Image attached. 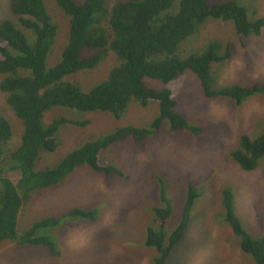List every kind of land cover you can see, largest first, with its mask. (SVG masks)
I'll return each mask as SVG.
<instances>
[{"label": "trees", "instance_id": "trees-1", "mask_svg": "<svg viewBox=\"0 0 264 264\" xmlns=\"http://www.w3.org/2000/svg\"><path fill=\"white\" fill-rule=\"evenodd\" d=\"M54 1L67 18V32L51 64L48 57L54 48L58 24L49 12L47 0H7L6 15L0 14V92L22 126L18 145L7 148L13 127L0 114V174L4 171L1 165L4 160H8L9 168L20 172L16 183L0 176V246L13 241L41 245L57 257L60 255L58 244L52 243L49 239L52 234L44 228L57 226L62 217L41 218L22 236L16 233L17 216L31 191L58 184L82 165L106 177L112 172L120 173L113 165L98 163L102 151L125 138L140 142L164 120L171 129L198 133L200 127L190 124L176 110L178 98L172 97L166 87H153V80L167 84L177 75L191 71L198 77L206 96L229 98L235 106L264 93V83L216 86V72L212 78V71L223 66L238 46L246 47L250 36L260 33L264 16L251 17L247 8L236 0H176L175 6L174 0ZM209 19L232 21L237 41L227 42L225 48L219 42H211L201 52L182 54L180 43ZM110 52L114 54L115 64L105 79L90 88L65 78L97 67ZM131 101L144 106L154 102L158 107L157 117L147 127L117 126L105 136L70 150L52 168L34 170L40 151L56 150L62 126L88 124V119H80L78 113L109 112L118 119ZM53 107L62 108L64 113L45 122L46 112ZM230 156L244 171L259 168L264 159V129L255 137L241 135ZM159 187L160 200L165 205L155 206V219L160 220L148 227L143 242L154 251L152 264H169L189 225L187 215L199 188H189L187 202L180 207L182 218L170 229L167 218L172 203L165 197L162 181ZM228 188L221 189L223 220L238 239L241 251L255 264H264V239L244 228L236 211L235 193ZM67 213L90 221L97 219L95 208H72ZM40 233L45 236L36 235Z\"/></svg>", "mask_w": 264, "mask_h": 264}, {"label": "rangeland", "instance_id": "rangeland-1", "mask_svg": "<svg viewBox=\"0 0 264 264\" xmlns=\"http://www.w3.org/2000/svg\"><path fill=\"white\" fill-rule=\"evenodd\" d=\"M236 1L247 8L251 17L264 16V0ZM6 3L7 0H0V14L4 16ZM47 5L58 24L54 48L48 57L51 64L66 39L67 18L54 0H47ZM236 41L232 21L209 19L180 43L179 51L188 56L195 50L201 52L211 42H219L225 48L227 42ZM115 62L110 52L97 67L65 78L90 88L106 78ZM214 72L218 76L216 86L264 83V27L258 35L250 36L246 47L238 46L223 66L216 67L212 78ZM151 84L158 89H170L172 97L179 100L176 110L190 124L200 127L199 132L171 129L164 120L140 142L125 138L102 151L98 163L113 165L120 173L112 172L106 177L82 165L58 184L32 190L17 216L16 233L22 236L41 218L62 217L57 226L44 228L54 236L49 239L58 244L60 255H51L41 245L5 242L0 246V264H152L154 251L143 241L148 227L160 220L155 219V206L165 205L160 200V181L164 183L165 197L172 203L167 218L170 229L182 218L180 207L187 202L189 188H199L187 215L189 225L169 264H255L241 251L238 239L223 220L220 197L223 187H231L244 228L264 239V159L259 168L249 172L239 168L230 156L241 135L255 137L264 129V93L235 106L229 98L206 96L198 77L191 71L177 75L167 84L157 80ZM62 113V108L53 107L46 112L44 120L49 122ZM0 114L13 127L7 148L12 145L15 148L22 126L6 105L2 92ZM157 115L154 102L144 106L136 101H131L118 119L109 112L78 113L80 119H88V124L62 126L56 150L40 151L33 168H52L67 152L84 142L101 138L121 125L147 127ZM1 165L4 171L0 176L16 183L20 172L9 168L8 160ZM72 208H95L97 219L71 216L67 212Z\"/></svg>", "mask_w": 264, "mask_h": 264}, {"label": "clouds", "instance_id": "clouds-1", "mask_svg": "<svg viewBox=\"0 0 264 264\" xmlns=\"http://www.w3.org/2000/svg\"><path fill=\"white\" fill-rule=\"evenodd\" d=\"M79 167H80V166H79ZM77 168H78V167H77ZM75 170H76V169H75ZM75 170H74V171H75ZM74 171H73V172H74ZM70 174H71V173H70Z\"/></svg>", "mask_w": 264, "mask_h": 264}]
</instances>
